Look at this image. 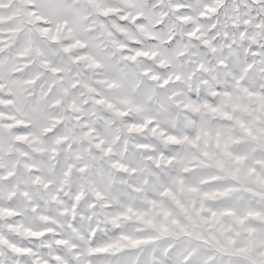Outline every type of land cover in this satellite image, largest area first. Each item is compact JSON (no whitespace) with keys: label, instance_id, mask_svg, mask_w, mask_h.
<instances>
[{"label":"snow or ice","instance_id":"obj_1","mask_svg":"<svg viewBox=\"0 0 264 264\" xmlns=\"http://www.w3.org/2000/svg\"><path fill=\"white\" fill-rule=\"evenodd\" d=\"M0 264H264V0H0Z\"/></svg>","mask_w":264,"mask_h":264}]
</instances>
